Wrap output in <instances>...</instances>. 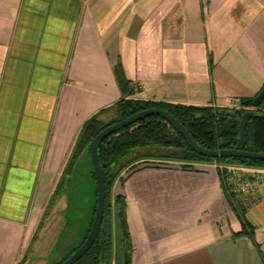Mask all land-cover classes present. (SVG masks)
<instances>
[{"label":"crops","instance_id":"obj_1","mask_svg":"<svg viewBox=\"0 0 264 264\" xmlns=\"http://www.w3.org/2000/svg\"><path fill=\"white\" fill-rule=\"evenodd\" d=\"M262 88L264 0H0V264L19 263L91 116L128 96L238 108ZM145 160L111 187L129 264H264V182L241 217L219 162Z\"/></svg>","mask_w":264,"mask_h":264},{"label":"trees","instance_id":"obj_2","mask_svg":"<svg viewBox=\"0 0 264 264\" xmlns=\"http://www.w3.org/2000/svg\"><path fill=\"white\" fill-rule=\"evenodd\" d=\"M252 98L243 99L239 107H213L195 106L186 104H174L157 102L151 100H139L131 97H124L115 104L116 116L107 122L97 119L96 115L87 119L77 135L74 145L70 151L65 167L60 178L52 191L49 201L41 216L42 219L48 216L49 211L55 205L62 193H66V209L71 213L67 216L66 225L74 223V230L79 228L81 241L73 247L71 252L63 257L56 264L61 263L72 254L86 239L92 225L97 202V178L93 168L91 157V145L95 136L106 126L125 119L126 117L148 108H162L171 113L189 131L193 139L201 146L208 149L233 148L239 138L238 127L241 115L247 110L259 113V117L252 116L246 126V144L244 149L264 153V102L259 107L252 106ZM210 109L209 113L195 116L196 109ZM213 108L218 110L214 111ZM219 109L223 111L220 112ZM88 145L92 169L91 184L88 191L89 198L83 201L79 191H70L75 186H64L66 178L72 175L82 149ZM141 151H144L143 153ZM100 161L106 179V197L103 219L99 233L87 252L74 264H129L131 242L126 222L125 200L118 196L113 205L110 203L111 187L120 172L127 168L128 171L135 169L141 163H148V160L137 162L136 160L157 159L164 161H177L184 169H192L196 162H226L240 163L253 166H264V161L242 158H208L195 153L186 143L184 138L169 123L159 116L145 117L132 125L123 128L116 133L107 136L99 147ZM79 193V194H78ZM81 201V202H80ZM87 202V208L84 206ZM78 203L84 206L82 216H75V207ZM237 213L242 217L244 209L236 204ZM76 217V218H75ZM112 218L114 231L112 229ZM76 219V220H74ZM40 221V223H41ZM79 225V227H78ZM32 237L35 239L37 230ZM72 229V231H73ZM65 232L66 229L64 228ZM243 232H248L247 224L243 223ZM67 233V232H66ZM26 257L18 264L25 262Z\"/></svg>","mask_w":264,"mask_h":264},{"label":"water","instance_id":"obj_3","mask_svg":"<svg viewBox=\"0 0 264 264\" xmlns=\"http://www.w3.org/2000/svg\"><path fill=\"white\" fill-rule=\"evenodd\" d=\"M264 102V88H262L257 95L253 97L252 106L259 107ZM159 116L169 123L186 141L187 145L197 154L208 158H242L250 160L264 161V153L249 151L244 149L246 144V126L252 116L259 117V113H255L253 110H247L241 115V119L238 127V142L233 148H220V149H208L199 145L193 137L190 135L187 128L176 119L171 113L162 108H148L138 111L125 119L112 123L102 129L93 139L91 145V157L93 162L94 172L97 178V202L95 208V216L90 227L89 233L84 242L67 258H65L59 264H74L80 259L87 250L94 243L103 219V212L105 207L106 197V179L104 170L100 161L99 147L102 141L109 135L122 130L125 127L132 125L133 123L148 117Z\"/></svg>","mask_w":264,"mask_h":264},{"label":"rangeland","instance_id":"obj_4","mask_svg":"<svg viewBox=\"0 0 264 264\" xmlns=\"http://www.w3.org/2000/svg\"><path fill=\"white\" fill-rule=\"evenodd\" d=\"M213 110L216 111L218 109L213 108ZM219 110L220 112L223 111L222 109ZM209 111V108L206 110L201 108L196 109L194 114L195 116H201V114H208ZM141 152L143 153L144 151ZM88 159V156L80 157L72 175L70 176L71 184L72 186H75L70 189V191H79L81 193V197H83V201L89 199L87 198V194L91 184L90 170L92 169V164ZM65 195V192L62 193L59 200L56 201L55 205L49 211L48 216L46 218L44 217L42 221H38L37 228L39 224L40 227L37 230L35 239L30 242L26 250L22 253L20 260H23L26 257L25 262L22 264H25L26 262H28L27 264H56L61 261L63 257H66V255L71 252L73 247L81 241L82 236L79 234V228L74 230L73 228L75 227L72 222H69L68 225H66L67 216L71 215V213L66 209ZM49 196L45 204L49 201ZM84 206L87 208V202ZM84 206H82L81 203L77 204L75 207V216H82ZM44 210L42 209V214Z\"/></svg>","mask_w":264,"mask_h":264},{"label":"built area","instance_id":"obj_5","mask_svg":"<svg viewBox=\"0 0 264 264\" xmlns=\"http://www.w3.org/2000/svg\"><path fill=\"white\" fill-rule=\"evenodd\" d=\"M216 169L224 189L243 209L251 203L250 194L254 186L264 182V170L255 166L219 162Z\"/></svg>","mask_w":264,"mask_h":264}]
</instances>
